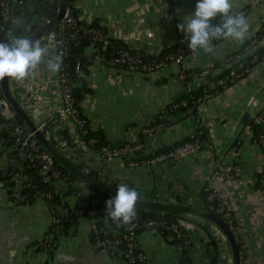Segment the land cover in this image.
<instances>
[{
  "label": "crops",
  "instance_id": "1",
  "mask_svg": "<svg viewBox=\"0 0 264 264\" xmlns=\"http://www.w3.org/2000/svg\"><path fill=\"white\" fill-rule=\"evenodd\" d=\"M49 1L57 5L58 0ZM231 3L233 12L247 10L249 29L243 43L232 39L211 42L212 52L197 49L186 56L183 63H170L147 75L92 62L84 74L91 92L80 102L91 124L102 128L112 143L139 138L141 129L184 91L178 79L182 67L223 65L228 55L257 34L264 19V0H231ZM195 4L196 0H73V6L83 19L98 20L109 34L149 53L178 41L184 33L177 25L192 17ZM12 17L17 26L25 22L19 20L17 13ZM39 41L49 49L51 56L52 51L44 39ZM56 78L57 74L44 64L37 66L24 80L9 78L11 88L27 94L28 99L22 101L32 105L31 122L39 123L54 114L58 106ZM198 82L200 79L192 80L193 84ZM263 107L264 60L199 105L200 125L207 133L204 146L196 153L166 160L152 168L130 167L119 156L104 160L100 153L76 137L73 141L79 151L75 152L76 160L88 167L100 168L105 176L101 181L108 185L118 181L131 183L136 191L143 193L139 196L142 201L197 209H202L200 193L204 177L212 173L216 163H231L238 171L236 179L218 176L214 185L235 220V238L243 250L241 264H264V191H256L255 181L256 172L264 169V152L248 138L244 129ZM170 121L157 135L142 136L147 142L146 152H157L183 140L198 125L193 118H184L181 114L171 117ZM48 128L75 132L67 119L60 127L50 124ZM234 148L239 149L235 154L232 153ZM55 184V188L61 190L66 187L61 181ZM65 201L71 205L73 199L69 197ZM179 220L185 223V229L194 240L190 264H207L199 241H205L203 230H209L219 239L222 256L232 264L226 240L211 223L195 217ZM52 224V215L42 198L12 206L8 194L0 191V264H121L107 250L94 247L89 219L79 218L68 233L57 237L52 236V230L50 232ZM45 238L53 239L49 242L52 246L44 245ZM138 244L150 264H178V252L161 236L143 231L138 236Z\"/></svg>",
  "mask_w": 264,
  "mask_h": 264
},
{
  "label": "trees",
  "instance_id": "2",
  "mask_svg": "<svg viewBox=\"0 0 264 264\" xmlns=\"http://www.w3.org/2000/svg\"><path fill=\"white\" fill-rule=\"evenodd\" d=\"M20 1L21 4L19 5V7H14V11L18 14L19 20L21 21L24 19L26 23L23 22V24L18 27V31L15 32L12 37H19L20 30L32 31L39 28L40 26H42L46 19H52L57 13V5L54 2L51 3L49 0ZM67 3L68 17L71 18V21L68 22L67 20H64L55 29L52 30V32L56 33L57 37L62 38L65 43V48L62 54L63 62L60 72L64 73L69 81L75 83L71 87V93L74 99V108L76 109L77 117L78 119L84 121L85 128L87 130V132L82 135L84 143L94 151L102 152L103 149L116 147L119 145V143H112L111 141H109L102 128L95 126L92 127L91 122L84 114L81 107L80 102L82 98H84V96L91 92V88L85 81L84 74L87 73L88 68L92 64V62L99 61L104 65L120 68L121 70H127L126 66L122 65V67H119L118 64L111 63L116 57H118L119 53L127 51L128 53L139 57L140 62L138 63L139 66L137 68L141 69L140 73H142L143 75H147L151 72L156 71L157 69H155L154 71H148V69L143 68L144 65L148 66L154 65L160 61H168L167 57L169 55L177 54L179 52H183L186 57L192 51L188 49V42L184 34L180 36L176 43L169 45L168 47L161 49L155 53H149L139 48L132 47L123 39L109 34L104 25L98 20H84L77 13L76 8L73 6V0H67ZM30 5L31 7H29ZM245 11L247 13V10ZM219 22V17L212 20L213 24H217ZM263 26L264 21L262 22L259 31L256 35H254L253 38L245 42V44L239 50L234 51L230 54H239V59L233 56L228 62H225L223 65H215V68L210 72L208 76L201 78L199 84H192V80L196 79V74L200 72L201 68H181L180 72H183L184 75L183 81H181L184 86V91L180 93L175 99H173L168 105H166L163 110L159 111L154 117V120L145 127L154 126L159 123H164V126H168L171 123V118L166 119L165 117H163V114L165 116L170 115L172 117H177V115L181 114L184 118H186L185 113L187 112L189 113L188 115H192L191 117H193L198 125L197 128L183 140L169 147L162 148L157 152L168 150L173 146L181 144L184 141L192 140L196 137L200 139V141L202 142L201 145L204 146L203 139L205 138L207 131L200 125V118L197 114L198 105L195 103V99L205 93H212L214 97L221 90L227 88L247 74L244 73L235 81L230 82L229 72L232 67L240 66V69H244L246 67L251 68L262 60V58H260L259 61H252V57L253 55L261 57L264 53V45H260V42L264 38V33L262 30ZM99 34L101 35V39H98ZM10 38L11 37L6 38L5 32L0 29V41L7 42ZM103 39L107 40V45L105 46V48L102 47ZM254 40L255 42H253ZM217 41L219 40H213V42ZM246 46H249V48L245 49ZM12 96L15 100V96ZM182 101L186 102L185 105L181 104ZM174 104H179V107L171 110ZM15 120L18 124H24V122L17 116ZM257 128V126H254L255 130H257ZM59 136L67 139V142L70 145H73L75 152H79L75 148L74 143L70 140L67 130H61L59 132ZM142 136L143 135L140 133V140H144V137ZM126 142L128 141H123L121 143ZM49 144L53 146L55 144L54 140L50 139ZM40 145L43 150H46L41 143ZM56 150L60 153L58 149ZM129 159L130 158L124 159L127 165L129 163ZM53 162V166L55 167V169H57L61 173V175L64 174L63 176H65L68 181H71V184H66V187L62 188V190L60 191L56 190L55 182L41 181V177L38 173V161H35L33 163H28L26 161L25 169L31 174V180L28 185L23 188L22 191L24 194L28 195L30 202L34 201L37 198H42L47 204L52 218L59 219V223H53L51 225L50 232L52 230V236L57 237L59 235H62L63 233H68L70 228L77 223L79 218L89 219V214L93 212V217L97 220L98 226L102 227V230L107 231L106 233L102 231L101 235L108 238L113 237L112 230H116L117 225L114 224L111 220L105 222L103 219L106 215L104 212L105 202L108 199L112 198V196L105 191L100 190V188L96 185H93L86 181H81L76 175L72 174L68 169L63 167L55 158ZM76 164L77 168L80 169L82 163ZM83 173L86 176L98 178L96 174H94V172L91 170L86 172L83 171ZM125 184L128 185L129 188L135 189L133 185H131V183ZM110 186L113 187L114 190H116L119 185L111 183ZM137 192L139 196L143 194L138 190ZM46 195H49V199H46ZM69 197L73 199L71 205L65 201V198ZM207 197L208 192L205 191V188H202V191L200 193L202 209L204 211L215 214L222 219L221 215L216 212L217 201L208 202ZM135 211L136 216L134 219H137L140 222V228L136 230V234L138 236L143 231H149V229L144 227V224L146 222H149L150 220H160L165 224L170 225L177 222V220L179 219H184V217H179L171 214H160L155 211L143 209L140 207H136ZM123 225H118V229L123 228ZM197 226L203 228L200 224H197ZM227 226L235 235V229L228 224ZM203 233L205 236V241L203 242L202 239L199 241L201 242V247L203 250V258L205 261H207V264H229L227 259L222 256L219 239L215 235L211 234L209 230H203ZM182 234H184V236L179 238L172 231H163L162 236L163 238H165V240L171 238V240H166V242L173 246L178 252V264H190V253L193 249L194 240L192 239V235L183 229ZM91 238L93 241L92 233ZM45 240L46 238L43 240V242H45ZM50 240L51 238H48L47 243ZM185 241H189L190 243L185 244ZM237 242L240 257L242 258L243 250L241 248V243L239 240H237ZM44 245H46V243ZM48 246H52V244L48 243ZM107 251L112 256L118 255V250L115 251L109 248Z\"/></svg>",
  "mask_w": 264,
  "mask_h": 264
},
{
  "label": "built area",
  "instance_id": "3",
  "mask_svg": "<svg viewBox=\"0 0 264 264\" xmlns=\"http://www.w3.org/2000/svg\"><path fill=\"white\" fill-rule=\"evenodd\" d=\"M167 1L172 2V0ZM20 4V0H0V29L5 32L6 38L12 37V35L18 31V27H20L21 25L20 24L17 26L13 24L12 17L15 13L14 7H19ZM236 12H242L244 15L246 13V11L243 9ZM236 12L232 11V13ZM48 20L50 19H46L44 23ZM64 20H67L68 22L71 21V18L68 17V11ZM84 20L87 19L84 18ZM262 30L264 33V26ZM32 31L20 30L19 37H25ZM42 39H44L46 45L51 49L52 55L63 54L65 43L62 38L57 37L56 33L50 32ZM98 39H101L100 34L98 36ZM253 42H255V40ZM102 44V47L105 48V46L107 45V40L103 39ZM247 48H249V46L245 47V49ZM233 56H235V58L237 59L240 58L239 54L229 55L228 57H226L225 62H228ZM260 58L264 60V53L261 57L253 55L252 61H259ZM184 59V53L179 52L177 54L169 55L167 57L168 61H160L154 65L148 66L144 65L143 68L148 69V71H154L155 69H161L169 65L170 63L181 64L183 63ZM139 62L140 59L138 56L132 55L127 51H123L119 53L118 57H116L111 63H116L119 67H122V65L126 66L127 71L140 73L141 69L137 68L139 66ZM215 65V63H209L208 65L201 67L200 72L196 74V79H200L201 81L202 77L208 76L210 72L215 68ZM252 68L253 67H246L244 69H240V66L232 67L229 72L230 82L235 81L244 73H248ZM56 74L57 78L55 85L58 93V106L52 116L47 117L39 123H32L35 127V130L41 131L45 139H47L48 141L50 139H53L55 143L53 146L55 147V149H58L64 157L70 160L77 167L76 163H79V160H76L75 149L73 145H70L67 142V139L59 136V132L61 130H67L69 138L73 142L76 137H79L81 141H83L82 135H84L87 130L85 128L84 121L78 119L76 109L74 108V99L72 97L71 87L75 83L69 81L65 74L61 73L60 71ZM183 78V72H180L178 75V79L180 81H183ZM197 84H199V82L195 85ZM9 89L11 95L15 96V100L17 101L18 105L30 118L29 114L32 109V105H29L28 103H24V101H22L23 98L28 99V96H26L27 94L24 92L22 93L20 91H16V89L11 88L10 85ZM212 97V93H205L195 99V103L198 105L197 108L200 104L206 102ZM185 103V101L181 102L182 105H185ZM178 107L179 104H174L171 110H174ZM188 114V112L185 113L186 118H193L191 117V114ZM16 116V113L14 112L6 98L3 96L0 88V191L6 192L8 194L12 206L25 205L30 202L28 195L22 192L23 188L28 185L31 180V174L25 169L26 161L28 163L38 161V173L41 177V181H51L55 183L61 181L68 185L71 184V181H68L66 177L63 176L64 174L61 175V173L57 169H55V167L53 166L54 158L47 150L42 149L39 141L35 137V130H30L29 127L25 125V123H16ZM163 117H165L166 119H170L172 116H165L163 114ZM65 119L69 120L72 123L75 132H70L65 128H62L60 130H49L48 126L50 124L58 125L60 127V125L64 123ZM254 126L258 127L257 130L254 129ZM92 127L94 126L92 125ZM165 127L166 126H164V123H159L154 126L142 128L140 133L143 136L153 137L160 133ZM244 129L248 138L253 143L258 144L264 152V107L260 109L254 116H252L249 123L245 124ZM201 143L202 142L200 141V139L196 137L192 140L184 141L181 144L173 146L170 149L162 152H146L147 142L145 140H140V138L136 136L133 141L119 143V145L116 147L105 148L102 152L97 153H100L104 160H109L113 157L119 156L124 159L130 158L128 163V166L130 167L140 165L152 168L166 160L180 159L196 153L201 149ZM238 150L239 149L234 148L232 153L235 154V152ZM71 157L74 158V160H71ZM80 170L82 172L91 170L94 172V174H96V176L98 177L97 179L100 180H104L105 178L100 168L88 167L87 165L82 164ZM218 176H225L229 180H234L238 176V171L231 163L218 162L215 164L212 173L207 174L204 177L203 185L205 191L208 192V202L217 201L216 212L221 215L225 223L235 229V220L230 211L223 204L214 185V179ZM255 181L257 183L256 191H264L263 168L256 172ZM120 184H122V182L118 181V183H116V185ZM56 190L60 191L61 188H56ZM46 199H49V195H46ZM104 212L106 214V202ZM89 215L90 230L93 235V244L96 249L108 250L109 248H111L115 251L118 250V255H114L113 257L120 261L121 264H150L147 255L139 248L138 235L136 234V230L140 228V222L137 219H133L130 223L124 224L123 228L121 229H118V225L116 224L118 230H112L113 237L108 238L101 235L102 231H104V233H106L107 231L102 230V227L98 226L97 220L93 217L94 213L91 212ZM52 223H59V219L52 218ZM144 227L149 229V231L157 234L158 236H161L162 238L163 231H172L179 238L184 236V234H182V229L187 231L185 229V223L181 220H177V222L170 225L165 224L160 220H150L149 222H146L144 224ZM166 240H171V238ZM47 241L48 238H46L44 244L46 243V245L48 246V243L50 241L52 242L53 239L51 238L48 243ZM189 243V241H185V244Z\"/></svg>",
  "mask_w": 264,
  "mask_h": 264
},
{
  "label": "clouds",
  "instance_id": "4",
  "mask_svg": "<svg viewBox=\"0 0 264 264\" xmlns=\"http://www.w3.org/2000/svg\"><path fill=\"white\" fill-rule=\"evenodd\" d=\"M220 18L213 24L212 20ZM184 33L188 49L195 52L203 49L212 52L211 41L232 39L243 43L249 24L242 12L232 13L231 0H196L192 17L177 25ZM46 57H49L47 60ZM62 54L49 56V49L31 37H11L7 42L0 41V80L13 78L24 80L37 66L44 64L52 73L61 70ZM139 194L126 184H120L116 195L106 201L104 221L114 224L130 223L136 216V204Z\"/></svg>",
  "mask_w": 264,
  "mask_h": 264
},
{
  "label": "water",
  "instance_id": "5",
  "mask_svg": "<svg viewBox=\"0 0 264 264\" xmlns=\"http://www.w3.org/2000/svg\"><path fill=\"white\" fill-rule=\"evenodd\" d=\"M67 11V0H58L56 15L52 19L45 22L42 26L26 35L25 37H31L33 40H41L45 35L52 32L53 29H55L60 23H62L67 14ZM260 45H264V39L260 42ZM8 80L9 78L0 80V88L3 96L6 98L16 115L25 123L26 126L29 127L30 130L34 131L35 127L31 122L30 118L21 109L17 101L13 99V96L10 93ZM35 137L45 147V149L50 153L53 158H55L63 167L68 169L72 174L76 175L81 181H86L88 183L96 185L100 188V190L105 191L112 197L116 195V190H114L113 187H111L104 181L97 179L96 177L86 176L70 160H68L61 153H59L52 145L49 144V141L44 138L41 131L35 130ZM136 207L155 211L160 214H171L184 218L195 217L199 220L201 219L203 221L211 223L215 228H217L218 231H220V233L226 240L232 256V264H241L238 242L235 238L234 233L230 230L224 220H222L215 214L204 211L203 209H197L187 206H171L158 202L142 201L140 199H138Z\"/></svg>",
  "mask_w": 264,
  "mask_h": 264
}]
</instances>
